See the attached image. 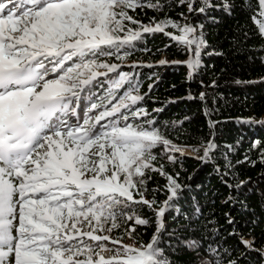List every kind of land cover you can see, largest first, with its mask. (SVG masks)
<instances>
[{"label":"snow or ice","instance_id":"snow-or-ice-1","mask_svg":"<svg viewBox=\"0 0 264 264\" xmlns=\"http://www.w3.org/2000/svg\"><path fill=\"white\" fill-rule=\"evenodd\" d=\"M173 3L186 6L193 16L213 11L232 15L240 7L252 13L257 33L264 39V0ZM166 7L172 4L163 0H7V4L0 0V264H173L160 244L167 232L166 213L185 186L178 182V173L174 177L163 165H154L157 156L153 149L162 145L172 163L176 156L169 153L184 156L189 149H200L173 143L142 106L147 93L140 94L134 74L102 59L115 54L123 61L129 52L121 53L122 49L134 48L146 34L161 33L187 50L186 61L171 63L185 64L192 79L203 66L202 53L210 47L204 25L184 12L179 14L180 20L165 14L159 20L149 18L148 24L130 14L145 8L159 13ZM210 18L215 22L214 16ZM169 28L174 31H167ZM260 50L264 51V46ZM207 55L222 53L213 49ZM168 63L158 61L160 66ZM138 66L154 67L131 65ZM100 78H105L106 88ZM97 86L103 88V94L93 91ZM153 87L150 84L149 91ZM186 98L196 97L189 92ZM199 99L205 101L206 93L201 92ZM204 111L208 115L207 107ZM184 120L172 122V126L182 125ZM244 123L264 124V120ZM209 127L214 128L215 122L209 121ZM214 136L202 144L203 155L196 157L202 163H214L212 153L218 147ZM253 146L258 147L259 142ZM224 161L223 168L219 164L214 167L221 182L230 190L246 188L249 181L229 183L226 178L232 175L234 165L227 154ZM245 162L254 163L247 157ZM259 162L264 164V151ZM147 171L167 178L168 196L162 206L145 196L150 178ZM229 202H238L231 191L225 200ZM133 205L146 206L155 217V232L139 247L111 236L113 230L123 228L134 240L136 226L152 223ZM199 213L197 207V219ZM225 215L229 225L235 224L234 218ZM129 221L134 225L127 226ZM205 227L210 233L205 239L217 243L214 238L219 229L211 221ZM189 229L186 225L177 231ZM229 235L239 236L245 249L264 259V246L257 249L254 240L235 228ZM106 241L119 247H109ZM177 243L197 253L203 246L200 239L189 237H178ZM205 252L212 255L211 264H220L212 243ZM200 264L210 262L202 259ZM228 264L238 262L232 259Z\"/></svg>","mask_w":264,"mask_h":264},{"label":"trees","instance_id":"trees-1","mask_svg":"<svg viewBox=\"0 0 264 264\" xmlns=\"http://www.w3.org/2000/svg\"><path fill=\"white\" fill-rule=\"evenodd\" d=\"M163 2L172 4V7H166L159 13L145 8L130 14L148 24L149 18L155 17L159 20L165 14L180 20L179 14L184 12L190 15L193 22L204 25L203 32L210 47L202 53L203 66L192 79L188 78L189 69L185 64L171 63L186 61L187 50L161 33L146 34L143 39L135 42L134 48L122 49L121 53L125 50L129 52L123 61L116 59L115 54L110 58H102L110 63L120 64V70L134 74L140 84V94L147 93L142 106L152 113L156 127H160L173 143L181 146L195 145L200 149L193 155L169 153L176 156L175 163L170 162L167 155H164L162 145L153 149L157 156L154 165L157 168L163 165L164 171L174 177L178 173V182L185 186L182 196L166 213L167 232L161 239L160 247L164 249V256L173 264H200L202 259L211 264L213 257L205 252L210 243L218 249L220 264H228L232 259L237 260L238 264H264V259L258 252L249 251L239 243V236L229 235L235 228L246 239L254 240L257 249L264 246V164L259 162L260 152L264 151V124L244 123L249 119L264 120V51L260 50L264 46V39L257 33L251 19L252 13L241 10L240 7L232 15L213 11L210 14L193 16L187 13L186 6H179L173 0ZM210 16L215 17V22ZM167 31L174 30L169 28ZM145 48L148 51H144ZM213 49L222 55H207ZM161 59L169 63L160 66L158 61ZM134 63L153 64L154 67L133 68L131 65ZM213 81L214 87L211 86ZM101 82L106 88L105 78ZM150 84L154 85L151 91ZM93 91L97 95L103 94V88L99 86L94 87ZM189 92L196 98L187 99ZM201 92L206 93L205 101L199 99ZM205 107L209 109L208 115H205ZM157 108H162L163 111H152ZM185 117L189 119L184 120ZM181 120H184L182 125L172 126V122ZM209 121L215 122L214 128L209 127ZM213 133L218 145L212 153L214 163H202L196 157L203 155L202 144L206 145L213 139ZM256 142H259L258 147L253 146ZM228 146H232L231 152L228 151ZM225 154L234 165L232 175L226 178L229 183L249 181L247 187L241 191L227 188L214 171L215 164L223 168ZM245 157L254 163L245 162ZM237 161L240 163H236ZM146 177H150L147 179L146 198L155 199L156 206H162L168 196L166 176L160 172L147 171ZM230 191L238 202L225 203ZM135 198L139 199L138 196ZM197 207L200 209L198 219L195 214ZM133 208L142 217L152 220V223L147 227L136 226L134 240L124 233L123 228L113 230L111 236L122 237V241L139 247L141 243L147 244L155 232V217L153 211L144 205H133ZM226 213L234 218L235 224L227 223ZM210 221L219 229L214 238L217 243H213L211 238L205 239L210 236L205 227ZM133 225L134 222L129 221L127 226ZM186 225H190L188 231H177ZM178 237L200 239L203 246L199 253L186 250L177 243ZM105 243L109 247H119L108 241Z\"/></svg>","mask_w":264,"mask_h":264},{"label":"rangeland","instance_id":"rangeland-1","mask_svg":"<svg viewBox=\"0 0 264 264\" xmlns=\"http://www.w3.org/2000/svg\"><path fill=\"white\" fill-rule=\"evenodd\" d=\"M110 76H112V74H109ZM186 154H194V152H192L190 149L188 150V152Z\"/></svg>","mask_w":264,"mask_h":264},{"label":"bare ground","instance_id":"bare-ground-1","mask_svg":"<svg viewBox=\"0 0 264 264\" xmlns=\"http://www.w3.org/2000/svg\"><path fill=\"white\" fill-rule=\"evenodd\" d=\"M105 255H106V256H110V255H112V253H105Z\"/></svg>","mask_w":264,"mask_h":264},{"label":"water","instance_id":"water-1","mask_svg":"<svg viewBox=\"0 0 264 264\" xmlns=\"http://www.w3.org/2000/svg\"><path fill=\"white\" fill-rule=\"evenodd\" d=\"M192 155V154H191Z\"/></svg>","mask_w":264,"mask_h":264}]
</instances>
